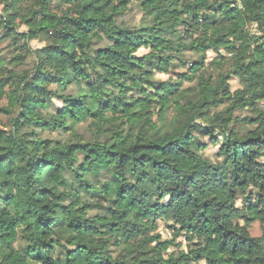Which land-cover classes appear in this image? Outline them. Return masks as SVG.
Here are the masks:
<instances>
[{
    "label": "trees",
    "instance_id": "obj_1",
    "mask_svg": "<svg viewBox=\"0 0 264 264\" xmlns=\"http://www.w3.org/2000/svg\"><path fill=\"white\" fill-rule=\"evenodd\" d=\"M0 6V264H264V0ZM187 52L190 77L153 79ZM209 52L231 60L214 82L198 74Z\"/></svg>",
    "mask_w": 264,
    "mask_h": 264
},
{
    "label": "rangeland",
    "instance_id": "obj_2",
    "mask_svg": "<svg viewBox=\"0 0 264 264\" xmlns=\"http://www.w3.org/2000/svg\"><path fill=\"white\" fill-rule=\"evenodd\" d=\"M0 14H2V7L1 6H0ZM140 20H141V14L139 13L138 8L134 5H132L131 11L127 15V21L129 22V24L131 26H134V25L137 26V25H139ZM18 30L19 31H25V28L22 25H19ZM249 31L251 34H255L256 33V27L254 25L250 26ZM1 35H2V31H0V36ZM8 42L9 41L0 43V55L6 60L10 59L13 55ZM30 46L33 49H39V48L44 47V43L34 41V42L30 43ZM147 53H148L147 50L140 49L136 55L138 57H141V56L146 55ZM221 55L225 56L226 54H225V52H221ZM228 56L229 55L225 56V60L223 61V65L215 66V65H212L211 63L214 61L216 55L211 53V52L207 53L205 56V64H204L205 65L204 66L205 72L201 70L198 72V74L204 73L206 75V77L211 76L213 82L216 81V79L219 76H222V75L226 76L231 69V60H230V58H228ZM181 58H182V61L185 62L184 66H178V64H175L172 72L169 75H163V74L155 73L153 75V79L157 82H175L178 78L182 77L183 75L190 77L191 76L190 71H189L190 64L195 62V61H199L201 59V56L197 55L195 53L187 52V53H184ZM217 62L218 61H216V63ZM31 67H32V62L28 61V65L25 67V69H29ZM196 77L193 78V80L191 82H187V81L185 82L184 81L182 84V88L186 89V88L194 86L195 81H196ZM228 85H229V89L231 92H234V91L241 88L240 82L233 76H231V78L228 82ZM5 104H6L5 99H2L0 105L5 106ZM55 104L58 106L60 105L59 103H55ZM222 109H223V106H220L215 111H220ZM234 116L237 117L238 119H242V118L250 117L251 112L248 110H243V111L238 110L235 112ZM7 124H8V118L0 115V126H6ZM78 130L81 134H84L86 139H88L89 135L87 132L86 125L79 127ZM43 136L46 138H50V139L55 137L54 135H48V134H44ZM202 141L204 143H207L208 138H202ZM216 152H217V147H213V146L208 144L207 149L203 152V156L211 159L212 161H216V159H215ZM237 206L240 207L241 202L238 201ZM170 225L171 224L169 222H166V221H158L157 222V233H158V235H160V237L163 241H165V240L170 241L173 238V233H172L173 231L170 228ZM249 233L253 237H260L259 224L253 223L251 225ZM177 243H179L180 247L176 248L174 246H171L169 248V253L173 252V251H180L182 249H185L186 241L183 237L177 238L175 244H177Z\"/></svg>",
    "mask_w": 264,
    "mask_h": 264
}]
</instances>
